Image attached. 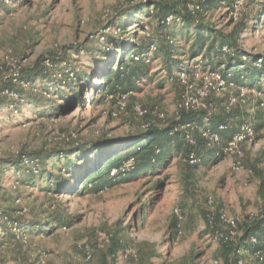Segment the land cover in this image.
<instances>
[{
  "label": "rangeland",
  "instance_id": "1",
  "mask_svg": "<svg viewBox=\"0 0 264 264\" xmlns=\"http://www.w3.org/2000/svg\"><path fill=\"white\" fill-rule=\"evenodd\" d=\"M141 2L0 0V81L38 60L62 58L56 67L51 61L52 67L43 76L27 81V88L12 81L16 91H0L6 96L0 104V159L31 153L33 160H42L48 150L103 137L122 138L143 125L166 126L176 113L178 117L184 96L195 100L197 108L208 109L217 123L219 116L226 115L223 109L229 97L243 93V102L229 110L226 138L242 123L260 122L264 92L258 85L264 86V79L258 84L240 80L234 87L214 90L200 99L198 90L213 84L207 71L222 74L224 69L222 64L215 68L199 65L200 56L189 61L191 88L187 89L177 72L170 76L161 55L153 52L150 79L140 81L138 90L126 98L123 111L117 110V99L111 97L81 108L55 96L59 84L64 92L63 82H74L77 74L86 72L94 78V62L106 46L105 36L132 39L153 34L160 39L161 30L143 16L139 27L131 25L123 34L120 26H110L114 14ZM232 2L221 0L211 7L207 3L201 13L204 22L224 32L241 24L240 49L251 56L264 55V0H244L236 21L228 17ZM167 31L173 49L187 51L192 38L187 40L181 23ZM178 61L186 62V57ZM260 63L256 61V69ZM31 89L33 96L28 93ZM97 97L94 90L83 91L84 100ZM137 108L144 113L140 115ZM255 132L253 143L239 145L238 155L224 153L228 142L219 138V144L198 143L194 150L197 162L191 165L183 145L179 150L173 148L165 164L154 171L83 196L54 194L47 190L45 179L36 182L37 177L29 184L24 171L0 161V196L7 200L4 204L0 199V212L8 207L0 215V264H222L227 256L225 244L234 242L240 224L259 212L255 170L264 169V125ZM119 143L126 146L125 140ZM54 162H47L49 170ZM219 214L235 222L233 238H228L229 228ZM39 216H59L63 222L52 234L39 233L34 227ZM252 238L250 242L255 243ZM251 260L254 256L246 262Z\"/></svg>",
  "mask_w": 264,
  "mask_h": 264
},
{
  "label": "trees",
  "instance_id": "2",
  "mask_svg": "<svg viewBox=\"0 0 264 264\" xmlns=\"http://www.w3.org/2000/svg\"><path fill=\"white\" fill-rule=\"evenodd\" d=\"M220 1L207 0V3L211 7V3L218 5ZM185 4V0H145L141 4L129 6L126 10L114 14L110 19V26H114V28L120 26L118 29L122 34L131 25L139 27L141 16H143L155 22V28L161 30L159 37L162 40L153 34L147 38L134 37L132 39L122 38L121 35L117 37L105 36L106 46L100 50V54L94 62L96 69L93 71L94 78L92 74L85 72L77 74L74 77V82H63L62 80L64 83L62 88L65 90L61 92L59 84L55 96L72 100L83 108L85 103L94 105L103 102L107 97H111L114 101L121 95H131L138 90L140 81L150 79L151 75L148 71L151 58L147 62L144 55L151 46L155 47V55H161L163 65L170 76L173 72L185 71L189 73V61L200 56L202 61H198L199 65L205 63L204 66L215 68L216 64L218 66L222 64L224 66L222 78L227 82L236 84L240 80H247L248 83L258 84L264 79V55L251 56L240 49L239 40L243 30L241 24L235 25L228 32H224L223 29L216 30L212 24L204 22L203 14L191 16L186 11ZM151 8L153 10H150ZM169 15L179 17L181 30H185L187 40L192 38L185 52L173 49V42L170 39L172 35L167 31L173 24L169 26L165 22V18ZM192 25L194 27L189 32ZM223 47L230 50V55L222 54ZM69 49L76 50L75 47ZM222 56L224 58L221 59ZM179 57H186V62L180 63ZM245 57L247 58L246 62H244ZM134 58H138V60L136 61ZM243 58L245 60H242ZM49 59L55 63V67L56 62L62 60V58L57 59L53 56ZM258 59H261V63L256 69L255 65ZM43 60H38L31 66L20 69L17 72L18 79L33 81L36 76H43L46 71ZM94 79L97 80L96 84L93 82ZM15 87L12 79H1L0 81V91H16ZM87 90L89 92L94 90L98 97L93 101L84 100L83 91ZM258 90L264 92V86L258 85ZM32 91L31 89L28 92L30 96L34 95ZM210 97L211 95L208 99ZM4 98L6 96L0 95V104L4 102ZM223 111L226 115L219 116L218 122L214 123L210 111L206 108L179 109L178 117L176 113L175 118L166 126H148L122 138L103 137L78 144L72 148L48 150L42 160L39 158L33 160L31 153H19L14 158L9 157L0 159V161L24 171L29 178V184L33 183L36 177L38 178L36 182L45 179L48 183L47 190L57 195L83 196L98 193L116 186L125 178L141 177L154 171L158 166L161 167L169 158V153L173 148L179 150V147L184 145L186 158L190 154L197 157L194 153L196 145L198 143L206 145L207 143V139L203 136L204 131L217 133L219 138H223L227 143L233 135L227 138L225 136L228 128L227 117L230 112L225 109ZM204 117L208 118L206 126L202 122ZM263 125L264 117L260 118V122L255 125L254 122L252 124L254 131L261 129ZM177 126L179 130H177ZM220 126L223 129H220ZM174 128L176 131L170 134ZM189 131L194 143H189L184 138L185 133ZM120 140H125L126 146L123 144L122 146L119 143ZM219 153L216 159L220 157ZM52 159L55 162L52 164V169L49 170L47 162ZM35 162L39 164H35ZM126 166L129 168L124 169ZM55 169L57 174H54ZM112 170H115L116 174L111 175ZM34 171L37 176L34 175ZM255 172L259 179L257 188V195L260 199L259 212L254 218L240 224V234L234 242L225 244L227 256H224L222 264H238L240 261L245 264H264V169H257ZM0 199H4V204L7 201L5 196H0ZM7 210L8 207L2 210L0 215H5ZM32 215L35 218L34 212ZM61 219L62 217L59 216H48L47 218L39 216L38 220H34V227L39 229V233L52 234L57 225L63 222ZM40 224L43 225L39 228ZM252 237L255 238V243L250 242ZM256 254L260 256L261 260L255 257ZM251 256H254V260L246 262Z\"/></svg>",
  "mask_w": 264,
  "mask_h": 264
},
{
  "label": "built area",
  "instance_id": "3",
  "mask_svg": "<svg viewBox=\"0 0 264 264\" xmlns=\"http://www.w3.org/2000/svg\"><path fill=\"white\" fill-rule=\"evenodd\" d=\"M144 2L145 0H141ZM186 4V11L191 15V16H196L197 14H201L207 4V0H185ZM244 0H233L231 8L228 12V17L231 18L233 21H236L239 15V11L243 7ZM165 22L167 25H172L174 23L179 24L181 23V19L179 17H174L172 15H169L165 18ZM194 26V25H193ZM171 43V41H169ZM155 51V47L151 46L148 50V52L144 55V58L147 59V62H149V59L151 58V55ZM222 53L224 55H230V50L227 47L222 48ZM243 58L242 60H244ZM134 60H138V58H134ZM261 62V59H258V63ZM43 65L45 69L47 70L48 68L52 67V62L49 58L43 60ZM209 78L212 80L213 84L209 82V84L204 85L201 89L198 90V96L200 99L206 98L208 96V93L213 92L214 90H224L227 87H234L235 84L232 82H227L222 78V74L220 72H215V71H207L206 73ZM173 75V74H172ZM190 76V73L181 71L177 72V79L183 83L185 88H191V84H188V77ZM8 78L12 79L13 82L17 83L23 88H27L29 86V83L25 80H20L18 79V74L14 73L8 76ZM130 94H124L121 95L120 97L117 98V103H116V108L118 111H123L125 109V100ZM243 96L244 94H238L237 96H232L229 97L227 102L225 103V110L229 111L231 107L236 105V103L243 102ZM199 104L195 101L192 100V98H188L187 96H184L181 100V103L179 104V109L183 110H188V109H193L197 108ZM259 106L264 107V103L260 102ZM137 112L142 115L144 112L141 111L140 108H137ZM203 124L206 126L208 125V118L204 117L202 120ZM148 125H143L141 128L145 129L147 128ZM183 129V128H181ZM220 129H223L222 126H220ZM177 130H179L177 126ZM174 131H176V128L172 129L170 131V134H172ZM203 136L207 139L209 143L212 144H219V135L217 133H211L209 131H204ZM184 138L187 142L189 143H194L192 140V137L188 134L185 133ZM255 138V131L253 129V126L251 123H242L239 125L237 131L233 134L232 138L228 141V143L225 145V147L222 149V151L226 154H239V145L242 143H253ZM221 151V150H220ZM218 155V153H217ZM189 163L195 164L197 162V158L193 155L190 154L188 157ZM114 174L113 172L111 175ZM219 220H221L223 223L227 224L229 228V233L228 238H233L235 236V232H232L236 224L231 218H227L223 214H219L218 216ZM252 242H255V239L252 238ZM255 257L259 260H261L260 256L258 254L255 255ZM238 264H243L242 262H239Z\"/></svg>",
  "mask_w": 264,
  "mask_h": 264
},
{
  "label": "crops",
  "instance_id": "4",
  "mask_svg": "<svg viewBox=\"0 0 264 264\" xmlns=\"http://www.w3.org/2000/svg\"><path fill=\"white\" fill-rule=\"evenodd\" d=\"M205 7H206V6H205ZM193 27H194V26L192 25L191 29H192ZM222 66H223V65H222ZM237 129H238V127H237ZM237 129H236V131H237ZM236 131H235V132H236ZM233 134H234V133H232L231 136H232ZM227 142H228V141H227Z\"/></svg>",
  "mask_w": 264,
  "mask_h": 264
}]
</instances>
